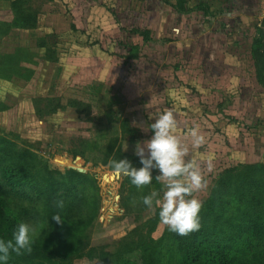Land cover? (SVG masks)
<instances>
[{"label":"rangeland","instance_id":"rangeland-1","mask_svg":"<svg viewBox=\"0 0 264 264\" xmlns=\"http://www.w3.org/2000/svg\"><path fill=\"white\" fill-rule=\"evenodd\" d=\"M263 20L264 0H0V146L11 145L0 151L1 173L6 157L17 160L26 152L33 158L22 161L33 166L38 182L47 180L44 170L51 173L50 194H62L57 185L75 171L70 167L84 177L78 195L66 199L71 218L58 208L30 215L29 202L15 218L0 201L7 240L29 215L35 225L33 255L27 251L25 260L145 263L151 241L168 228L159 206L149 209L142 198L153 190L162 196L164 182L153 169L152 183L137 188L112 175L108 161L128 159L140 167L135 145L151 138L150 117L168 109L189 149L185 159L200 163L207 180L206 189L192 194L202 201L200 218L219 204L233 202L235 212L249 195L263 200L264 62L257 72L251 53ZM194 127L204 136L199 147L189 135ZM243 166L262 168L242 173ZM17 188L32 190L27 183ZM56 213L72 244L60 258L51 253ZM215 215L226 224L218 228L221 236L227 228L234 236L232 264H264V222L256 250L248 235L232 232L229 215ZM172 243L162 264L181 263Z\"/></svg>","mask_w":264,"mask_h":264},{"label":"trees","instance_id":"trees-1","mask_svg":"<svg viewBox=\"0 0 264 264\" xmlns=\"http://www.w3.org/2000/svg\"><path fill=\"white\" fill-rule=\"evenodd\" d=\"M256 31L257 38L253 40L251 53L253 65L255 69L257 68L256 70L258 72L263 64L262 62H264V20L262 21L261 26L256 29ZM72 106L76 109V111H80V106L78 104L74 103ZM81 111L86 112V110ZM6 145L8 149L11 148L9 142L2 141L0 151H6ZM21 155V158H18L17 160L14 159V155H10L12 157L11 159H7L6 157V160L3 161L4 165H6L4 175L1 173L0 166V173L3 175L2 176L0 174V201L3 205L9 207L10 215L15 218L21 217L22 215H20L19 206L25 202H29L26 205L29 214H32L33 211H35L37 214H40L42 210L48 211L49 208L56 209L54 202L57 200H62L64 202V206L62 209H60L63 211L61 214L65 212V215H67L68 218H71L73 215V207L69 206V204L66 202V199L68 194L69 196L78 195L79 192H77V187L82 183V179H84V177L75 171H66L65 174L61 176V180L57 185V188H62L63 192L61 191L62 194L55 196L50 194V190L53 187V183L50 180L51 173L47 170H44L45 178L47 180L44 181V183L38 182L36 170L30 169L33 166L28 165L25 162L26 160H31L33 157L31 155H27L26 152ZM261 168L262 167L260 166H243L240 169H242V173H254L256 170ZM6 181L12 182V188L11 186H7L8 184ZM23 183L29 184L32 190L29 191L21 188L18 189L17 187ZM27 192H31L33 194L28 196L26 194ZM241 196H243V194H241ZM256 196L257 198H255V195H249L248 199L250 201L247 203L241 202V206L237 205L235 212H231V206L235 205V203L232 202L228 205L219 204L216 208H214L213 212L210 210L209 215L200 218L201 228L198 231L193 232V234L188 236V238L186 236L180 238V235H177L166 229L159 240L154 242L151 241V245L149 247L150 250L147 252V258L144 264L164 263V261L162 262V259L166 254L168 247L171 246V242L175 244L177 251L183 254L180 264H184L185 259L187 264L189 263L190 259L194 261V264H232L233 255H235V249L237 248L235 247L234 236L231 235V232L228 230V228L226 235L221 236L220 230L218 228H222L223 226H226V224L224 221L219 219L221 216L215 215V213L217 214L219 211H222L225 213V215H229L226 217L225 221L229 223L234 229L232 232L248 235L246 238L248 240L253 239V241H255V249L257 250L259 247L258 241L260 240L263 231L258 227L264 222V198L262 200L258 193H256ZM18 198H20L22 201ZM28 207L32 208L28 209ZM260 208L261 210H258ZM30 215L23 221H29L31 219ZM244 216L249 218H247L245 222L242 220ZM234 218L237 220L234 221ZM204 219L205 221H203ZM53 223H56V221L53 220ZM64 224L67 223L65 222ZM57 225V223L56 226L55 224L53 225V229L56 230V232L54 234L55 238L54 243L52 244L53 250L51 253L54 256L60 258L70 254L64 252L70 251L72 244L69 242L70 231L62 227L61 223L58 226ZM7 232H9V229ZM4 233L5 231L2 229L0 232L1 239L7 240V238H10L7 237L6 233ZM198 248H201L199 253H197ZM31 252H33L32 249ZM27 254V251H24L22 255H15V252H13L10 254L7 264H44L42 261L32 260L29 258L25 260L24 258L27 257ZM29 254L33 255L30 252ZM211 254L212 258L209 259ZM252 262L260 264L256 260Z\"/></svg>","mask_w":264,"mask_h":264},{"label":"clouds","instance_id":"clouds-1","mask_svg":"<svg viewBox=\"0 0 264 264\" xmlns=\"http://www.w3.org/2000/svg\"><path fill=\"white\" fill-rule=\"evenodd\" d=\"M152 118L154 122L147 127L152 132L151 138L135 145L134 154L139 158L141 166L134 167L128 159H110L108 167L112 175L129 178L131 184L137 188L151 184L152 170H158L159 175L155 179L164 182L162 196L153 190L143 196L142 203L149 209L154 203L158 205L160 222L167 226L170 232L186 236L201 228L199 213L203 204L192 194L206 189L207 180L200 163L185 159L189 149L175 134L177 121L174 112L168 109L150 117ZM189 135L192 137L194 147L204 143V136L198 128L190 129ZM212 167L209 162L207 170L211 172ZM54 204L58 209L64 206L62 200H57ZM51 218L57 224L64 220L59 213L53 214ZM34 233V223L22 220L17 224L11 239H0V264H7L13 252L16 254L22 251L30 252Z\"/></svg>","mask_w":264,"mask_h":264},{"label":"bare ground","instance_id":"bare-ground-1","mask_svg":"<svg viewBox=\"0 0 264 264\" xmlns=\"http://www.w3.org/2000/svg\"><path fill=\"white\" fill-rule=\"evenodd\" d=\"M56 163H57L58 165H60V166H64V165H68V164H69V166H70V163H68V161L63 160V159H58V160L56 161Z\"/></svg>","mask_w":264,"mask_h":264},{"label":"water","instance_id":"water-1","mask_svg":"<svg viewBox=\"0 0 264 264\" xmlns=\"http://www.w3.org/2000/svg\"><path fill=\"white\" fill-rule=\"evenodd\" d=\"M70 169L75 170V171H77L79 173H83V170L79 169V168L70 167Z\"/></svg>","mask_w":264,"mask_h":264}]
</instances>
